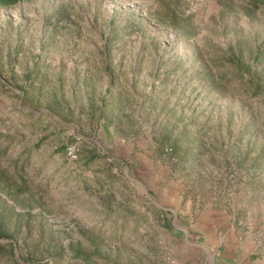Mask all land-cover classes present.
<instances>
[{"label": "rangeland", "instance_id": "374dc122", "mask_svg": "<svg viewBox=\"0 0 264 264\" xmlns=\"http://www.w3.org/2000/svg\"><path fill=\"white\" fill-rule=\"evenodd\" d=\"M230 203L264 230V0L0 6V264H195Z\"/></svg>", "mask_w": 264, "mask_h": 264}, {"label": "crops", "instance_id": "0c3cea01", "mask_svg": "<svg viewBox=\"0 0 264 264\" xmlns=\"http://www.w3.org/2000/svg\"><path fill=\"white\" fill-rule=\"evenodd\" d=\"M229 205L231 207L228 215L231 218L230 226L222 231L217 232L216 230L217 228L214 224L216 220L212 216L213 212L207 215V219L212 216L211 219H208L207 230L204 228L200 229L198 235L204 243L210 241L211 238L218 240V243L213 248L211 255L204 251L205 254H201L195 264H264V251L257 249L255 245V238L258 231L263 228V225L250 224L244 229L241 220L236 218L234 204L230 203ZM213 211L227 213L226 209H215ZM146 214L148 218L151 217L149 212ZM247 215H250L249 212ZM248 220L251 221L250 219Z\"/></svg>", "mask_w": 264, "mask_h": 264}, {"label": "built area", "instance_id": "2783aa9c", "mask_svg": "<svg viewBox=\"0 0 264 264\" xmlns=\"http://www.w3.org/2000/svg\"><path fill=\"white\" fill-rule=\"evenodd\" d=\"M64 155L68 161H76L78 159V148L76 147V144H66L64 146ZM165 151L168 154H171L172 149L166 148ZM172 160H174V157H171ZM255 245L256 248L262 249L264 251V230L261 229L258 231L257 236L255 238Z\"/></svg>", "mask_w": 264, "mask_h": 264}, {"label": "trees", "instance_id": "16d2710c", "mask_svg": "<svg viewBox=\"0 0 264 264\" xmlns=\"http://www.w3.org/2000/svg\"><path fill=\"white\" fill-rule=\"evenodd\" d=\"M19 1H21V0H0V6H12V5L18 3ZM250 1L253 4L254 8H256L259 0H250ZM184 34H185V36H188L189 34H191V32H189V34L188 33H184ZM3 221H4V219H1L0 222H3ZM5 234L6 233H3L2 229L0 228V237H6ZM11 246H12V243H10V248H11ZM10 251H12V250L10 249Z\"/></svg>", "mask_w": 264, "mask_h": 264}]
</instances>
